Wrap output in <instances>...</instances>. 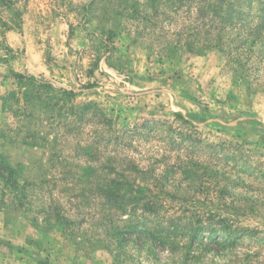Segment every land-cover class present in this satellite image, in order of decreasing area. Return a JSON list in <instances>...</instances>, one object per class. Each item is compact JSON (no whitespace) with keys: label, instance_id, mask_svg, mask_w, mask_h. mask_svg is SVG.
Returning <instances> with one entry per match:
<instances>
[{"label":"rangeland","instance_id":"rangeland-1","mask_svg":"<svg viewBox=\"0 0 264 264\" xmlns=\"http://www.w3.org/2000/svg\"><path fill=\"white\" fill-rule=\"evenodd\" d=\"M202 2L0 0V155L31 185L23 208L0 186V264H264V0H224L243 13L222 28ZM44 83L73 92L67 123L25 104ZM112 164L156 167L175 247H105L92 169Z\"/></svg>","mask_w":264,"mask_h":264},{"label":"trees","instance_id":"trees-1","mask_svg":"<svg viewBox=\"0 0 264 264\" xmlns=\"http://www.w3.org/2000/svg\"><path fill=\"white\" fill-rule=\"evenodd\" d=\"M202 3V9L206 8L210 13L215 11L214 14L209 17V20H207L208 22L215 24V28H222L224 24V22H222L223 20H219L218 18V15L221 12L226 10L227 16H231V19L232 17L243 13L240 10H236L234 7L235 4L233 3H228V5L225 6L224 0H204ZM215 15L217 16L215 17ZM227 24L231 28L234 27L237 32L242 30L241 27L235 26L233 20H229ZM201 25H203L204 28L209 26L206 22H202ZM252 26L253 25H251V27ZM249 27L246 28V32L243 34V44H246V39L253 36L251 28ZM256 30L258 31V40L264 38V22L256 24ZM210 39V41H212V38ZM210 45L212 47V44ZM15 79L25 80L29 85L36 84L34 78H28L22 74H15ZM39 87L40 89L36 88V93L26 91L24 94L27 98L25 104H30L35 100L42 103V107L49 109V111L58 109L60 116L63 117L64 122L67 123L68 120L71 119L67 111L68 104L71 100H74L73 92L62 90L59 95H52L44 90L51 87L49 84L44 83L39 85ZM55 100H58L57 103L54 102ZM86 108L85 105L84 110H86ZM84 119L83 116L80 119L78 118L77 123L79 122L80 124H83ZM96 137H98V142L102 141L100 133L96 134ZM187 138L191 139V134H189ZM187 140H182L181 144L187 142ZM191 140L195 144L199 143V140L198 142L193 139ZM114 165L115 164H112V166H110V171H107L108 176L106 181L99 178V169H92L95 171L93 174L96 176V178H94L93 186H95V192L103 199L101 207L105 208L98 218L96 227L97 230L102 229L105 231L102 238V241L107 245L105 247H115L117 250L124 251L127 245L132 243L134 245H141L143 248L146 247V251L148 252L153 249L151 245H157L163 252L166 248L171 249L175 247V241L177 240L170 235L165 236L164 234L166 230L175 232L176 224L182 223L180 222L181 216H175L170 212H166L168 214L161 217V214L163 213L162 209L165 204L158 200L157 196L154 194V189H157L159 185V180L153 177V175L156 174V167L150 164L147 168L143 169L135 166L121 171ZM128 165L132 166L130 163ZM187 174L190 175V178H193V175H197L195 172H192V170L185 168L184 175ZM21 178L22 175L19 169L11 166L5 157L0 155V186L6 189L8 194L12 195V203L16 201V203H19L18 207L23 208L26 205L27 192L30 191L31 185L27 184ZM176 181L178 182V180ZM169 183L174 184L175 181ZM3 193L4 190L1 192V195ZM5 196H7V192ZM49 209L52 212L59 211L52 206H50ZM57 217L62 223L68 222L64 217L60 216V213L57 214ZM47 222L52 226L50 215L47 217ZM160 224L166 225V227L159 226ZM190 224L198 225L200 222L190 221ZM190 239L191 242H196V234L191 235ZM226 240L228 243L233 244L231 238H226ZM148 243L152 244L147 248V245H149ZM173 251L170 252L174 253Z\"/></svg>","mask_w":264,"mask_h":264}]
</instances>
